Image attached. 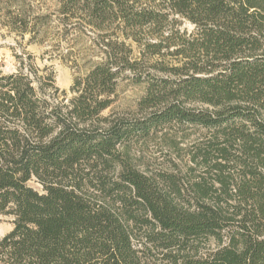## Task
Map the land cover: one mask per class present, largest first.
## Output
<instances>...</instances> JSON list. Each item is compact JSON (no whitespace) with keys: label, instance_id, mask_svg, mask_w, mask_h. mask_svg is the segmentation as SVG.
Returning a JSON list of instances; mask_svg holds the SVG:
<instances>
[{"label":"trees","instance_id":"1","mask_svg":"<svg viewBox=\"0 0 264 264\" xmlns=\"http://www.w3.org/2000/svg\"><path fill=\"white\" fill-rule=\"evenodd\" d=\"M55 3L54 28L72 43L88 31L90 55L72 61L69 93L30 53L0 71V217L13 226L0 264H264V0ZM49 17L0 0V24L28 44L47 40ZM125 81L146 85L140 115H103ZM165 127L208 133L184 175L144 174L129 155Z\"/></svg>","mask_w":264,"mask_h":264},{"label":"rangeland","instance_id":"2","mask_svg":"<svg viewBox=\"0 0 264 264\" xmlns=\"http://www.w3.org/2000/svg\"><path fill=\"white\" fill-rule=\"evenodd\" d=\"M32 9V14L49 15L48 22L52 30L47 40L41 44H28L29 35L21 39L16 33L9 32L0 24V71L3 74L13 73L17 70L15 55L30 53L34 56L35 65L44 69L49 68L55 74L56 87L69 93L78 75L77 67L72 61H79L83 64L86 49L91 46L88 38V31L81 34L79 41L72 43V39L77 34H62L58 31L56 23L59 18L54 13L56 10V0H27ZM1 21V18H0ZM183 28L189 31L193 26L186 23ZM73 51V56L68 61L61 58L69 50ZM145 84H133L125 81L118 89V97L113 106L105 111L103 115L113 114L114 116H125L133 118L139 116L138 101L145 94ZM195 106H199L196 104ZM207 108V106H202ZM208 136L207 131L199 128H188L184 132H178L175 128H160L152 131L147 138L137 137L130 141L129 155L135 163L137 169L144 174H157L159 172L177 173L184 175L189 165V149ZM31 185L40 189L32 182ZM11 218L0 217V236L8 234L12 230ZM214 245L213 241L207 242Z\"/></svg>","mask_w":264,"mask_h":264}]
</instances>
